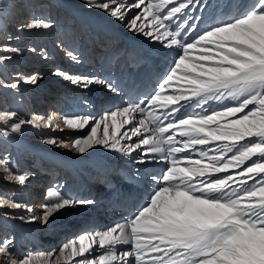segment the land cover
<instances>
[{
    "label": "snow or ice",
    "instance_id": "obj_1",
    "mask_svg": "<svg viewBox=\"0 0 264 264\" xmlns=\"http://www.w3.org/2000/svg\"><path fill=\"white\" fill-rule=\"evenodd\" d=\"M84 2L171 50L173 60L156 90L138 103L99 117L88 112L60 117L68 129L87 130L68 142L80 154L100 146L137 164L162 165L150 177L152 191L131 216L63 244L64 264H264V0H250L242 11L203 30L197 23L202 16H193V9L205 11L204 0ZM51 27L50 20L33 18L19 30ZM4 52L20 49L5 46L0 63L9 59ZM67 55L80 62L72 51ZM53 74L83 90L99 86L119 92L112 80L98 75L59 68ZM39 78L36 73L25 82ZM18 83L0 81V87L15 90ZM26 124L60 129L53 116L26 120L15 111H0V136L21 133ZM63 142L56 136L44 139L53 146ZM0 165L2 179L26 185L28 175L14 172L7 157ZM48 193L52 200L42 206L41 216L19 218L46 225L61 210L95 203L66 197L58 187ZM5 205L34 211L0 197V208ZM14 247L13 238H0V253L10 264H33L32 253L20 258Z\"/></svg>",
    "mask_w": 264,
    "mask_h": 264
},
{
    "label": "bare ground",
    "instance_id": "obj_2",
    "mask_svg": "<svg viewBox=\"0 0 264 264\" xmlns=\"http://www.w3.org/2000/svg\"><path fill=\"white\" fill-rule=\"evenodd\" d=\"M55 2L57 4L54 5V8H52L49 6L50 3L43 2L42 0H0V25L3 22L4 28L6 29L4 34L7 35L4 40L0 39L3 41V43L0 44V50L3 51L5 46L8 47V44L6 43H12L13 41H18V43L16 46L12 47L20 49L19 54L6 52L7 56L10 55L12 57L3 63H0V81L7 83L15 82L16 80L11 81L8 79L10 76L13 78L21 77V79L24 80L22 78L24 75H21L20 72L22 70L24 72L31 71V75L39 73L40 78L37 80V83L33 84V86L36 87L40 85L41 81H45L46 78L48 83H55V81H57L58 76L52 73H49L48 77L46 75H44L45 77H42V74H44V72L47 70V66L40 67V64H38L39 67L36 64L32 66V63H42L41 60L43 59V63L55 61L54 57L56 56L48 57L46 54V49H48L49 52H52V49H55V51H57L55 53L59 55L60 51L63 49L62 47H64L63 41L64 37L66 40V35L57 34L56 36L55 33L54 37H51L50 39L46 37V43L42 45V48L44 49L41 52L40 48H36V44L38 42V37L36 34L38 32H43L44 34V32L47 30H19V26L23 23H27L30 19L43 18L42 15H35V12L37 11L36 9L40 7L38 5L44 3L46 5H41V7L50 8L53 14L57 13V15H60L61 13H65L67 16L75 14L74 17H77L78 19L71 21V23H75L74 27L76 26L79 29H87H85L84 33L82 34L83 38L80 50L82 51L81 56H83V58L84 56L89 57L87 60L90 63L84 65L85 70H82L79 74L98 75L108 78L116 84L119 92L114 94L99 86H93L88 90H83L79 87L77 93L75 94L72 93L73 91H70V93L63 91L65 95V99L64 97L62 98L65 101L63 102L64 105L62 104L60 106V103L54 99V103L47 101L48 104H50L49 116H53V125L59 124L60 129H57L54 132L50 129L46 131L48 128H34L31 125L26 124L23 126V133H25L27 137H31V140H33L29 144H26L23 141L24 139L19 133H10L7 138L0 136V158L7 157L9 162L15 160L12 159V155L14 156V151L9 143L13 140L18 145V157L21 158L22 162H25L27 165H35L33 168L26 165H20L17 167L15 164L9 166L14 172L20 174L26 173L28 175L26 185L23 187L18 186L15 181L8 182L2 179V177L6 174L4 173L3 165H0V197L9 198V194H11V199L20 202L21 194L26 195L28 192L31 193L37 200L36 205H39L40 207L38 211H33V216L37 217L41 216L44 211L42 206L52 200L51 195L48 193L49 188L58 187L59 191L64 196L69 198L92 199L95 201V203L91 205L71 207L54 214V216L49 220L48 224H46V228L48 229L47 233L42 232L43 229L41 228H44L45 224H42L41 220L39 219L35 221H30L28 219L23 222L17 221L21 219L19 217H25L24 212L26 211H22V209H11L7 205H5L3 208H0V218H4L0 220V238L11 236V238L15 240L16 244L20 242V239H23L25 243L23 244L22 249L25 251L17 250L15 253L13 251L12 252L20 258H23L28 253H32L33 264H64L63 259L60 257V248L63 246V244L71 240L65 243H54L52 246L48 244L50 242H55V236H57L59 231L65 232V230L68 229V226L71 225H76V227H78L77 222L82 221V219L85 218L86 211H88L91 207L93 215H97L102 219V221L99 222L101 225H106L107 223L109 226H111L117 222H123L125 219L131 216L130 214L136 211V209L145 201V198L152 191L153 184L150 179L151 175L153 173H158L162 167L160 164H137L134 158H126L121 156L119 153L107 151L100 146L89 149V151L84 154L78 153L75 149L71 148L70 144L68 143L74 138V130L64 127L61 119L57 120L60 112L62 115L88 112L99 117L109 109L119 108L130 102L138 103L141 99H143L142 95H150L154 92V90H156L158 84L160 83L162 73L166 72V69L169 68L170 63L173 60L171 50L161 47L159 43L151 42L142 35L133 34L132 32L128 31L126 27L119 23H116L112 26L111 32H113L115 36L119 38L118 45L122 46L109 47L106 40L108 37L100 36L97 32L94 34L97 35L96 40H98L97 42H99V46L105 49L103 54L98 53V55H94L93 47L90 44L91 41L88 37L89 35L92 36L89 34V31H91L90 29H96L97 31H100V33L104 34L106 30V28L102 27V25L94 24V22L91 20L92 18L97 19L95 14L98 9L87 6L84 0H55ZM204 3L207 5L205 11L200 12L193 9V16H202V21L197 22L199 23L201 30L206 28L211 23L226 18L228 15H232V11L235 9L236 13L238 11H242L243 8L248 3H250V0H204ZM60 5L63 6V9H61ZM29 12H32L31 16ZM91 14L94 15L92 18H89L88 16ZM52 19L57 20L58 18L55 15V18L52 17ZM48 20L51 21L52 27L57 26L58 23L56 21H52L51 19ZM67 22L68 23L66 26L68 27L69 21L67 20ZM77 22L80 23V25ZM177 23H180V21H177ZM50 30H48L49 33ZM11 31L14 33H10ZM67 35L71 34L68 32ZM55 36L57 39H55ZM86 37H88L87 43ZM77 39L78 37H76V40ZM30 41L32 42L33 46H28V50H26L27 48H23V46H26V44L30 43ZM49 42H51V45ZM33 48L37 49V51H31ZM59 48H61L60 51ZM89 55H92V57L90 58ZM138 63H141V65L138 66ZM10 67L12 69L14 67L18 70V72L16 74L11 73L8 76L6 71L8 73L10 71ZM5 77L7 80H5ZM22 85L23 84L18 83L19 87ZM10 90L12 89L0 87V93H4L10 102L9 104L4 103L5 101H2V94H0V111H15L20 118L26 120H28V118L31 119L33 115H42L47 117L46 113H44V110H42L40 107H33V103L31 107L32 111L30 110V113L28 114L16 111V108L18 109L19 107L17 104L18 99L11 92H9ZM42 90H44L43 87L40 89V91ZM49 90L55 91L54 89ZM59 92L55 91V93ZM18 93L20 94L21 92ZM31 93L32 92H30L29 95H33ZM46 93V91L42 92V94ZM97 95H100L101 97L103 96V100H101L102 103H99L98 100H96ZM128 98H130L129 101H127ZM113 100H115L114 105L107 106L110 105ZM84 104H89L91 109H82ZM210 104L213 108L219 106L215 102H210ZM97 105H102L103 108V111L99 114L94 112V108L98 107ZM23 108L24 105H22V109ZM28 115H30V117H28ZM137 118H139V116ZM66 131L69 133L64 134ZM86 131L87 130L80 131L79 133L85 134ZM49 136H56L60 140H62V137H66L63 143L57 145L58 148L56 154L43 152L40 148H31L37 145L53 146L44 143V139ZM43 149L45 150L47 148ZM49 150L47 149V151ZM36 154H40V156H37ZM135 155L136 154L133 153V157H135ZM30 156L31 158L28 159ZM43 160L60 161L64 165L55 168L60 171V178H57L55 185L52 184L51 176L49 178L44 177L46 172L51 175L52 173L51 169L46 167V163ZM54 174L55 173H53V175ZM92 190H94V192H92ZM38 191L41 192V194ZM115 200H118L119 202L115 204ZM34 205L35 204H32L31 207L33 208ZM5 213H8V215H5ZM9 227H12L13 230L10 231ZM77 229V235H75L73 239H76L80 234L101 231L97 228H95L93 231H90L87 226H83L81 228L78 227ZM36 233L40 236H43L44 234L48 236V239H46V244L43 246L39 245V248L35 245L38 244V241L44 242L43 240L45 238L41 237L43 240H41L40 237L38 240L34 239ZM7 234H9V236ZM16 244L12 249H16ZM118 247L127 248L128 246L124 245ZM40 252H51L52 255L44 257L36 255ZM0 264H10V262L3 258L0 260Z\"/></svg>",
    "mask_w": 264,
    "mask_h": 264
},
{
    "label": "rangeland",
    "instance_id": "obj_3",
    "mask_svg": "<svg viewBox=\"0 0 264 264\" xmlns=\"http://www.w3.org/2000/svg\"><path fill=\"white\" fill-rule=\"evenodd\" d=\"M43 2H48V3H50L49 4V6L50 7H52V8H54V5H56L57 3L55 2V0H42ZM41 5L43 6V5H46V4H44V3H41ZM41 5H38V6H40L39 8H37L36 10V12H35V15H42V17H43V19L45 18V19H51L52 21H56L58 24H57V26L56 27H51L50 29H48V30H50V33H49V31L47 30L46 32H44V34H43V32H38L37 34H36V36L38 37V42H37V44H36V48L38 49V48H40V51L42 52L43 51V49L44 48H42V45H44V43H46V37L48 38V39H50L51 37H54V35H55V33H56V36H57V34L59 35V34H61V35H63V34H65L66 35V40H65V37H64V41H63V44H64V47H62L63 49V51L61 50L60 51V49L61 48H59V51H60V54L58 55V54H56L55 52H57V51H55V49H52V52H49L48 51V49H46V54H47V56L48 57H53V56H56V57H54L55 58V61H50L49 63H47V62H44L43 63V60H41L42 61V63H32V66H34V64H36L38 67H39V65L38 64H40V67H45V66H47V70L44 72V74H42L43 76L42 77H45L44 75H46L47 77H48V75H49V73H54V71L57 69V68H59V69H62V70H64V71H66V72H70V73H74V74H79V73H81V71L82 70H85V67H84V65H87V64H89L90 62L87 60L89 57H87V56H84V58H83V56H81V54H82V51L80 50V48H81V42H82V34L84 33V30L86 29V28H84V29H79L78 27H74V24L75 23H71V21L72 20H76V19H78L77 17H74L75 16V14L74 15H70V16H67V14H58L57 15V13H55V14H53L52 13V11H51V9L50 8H47V7H41ZM61 6V5H60ZM44 8V9H43ZM61 9H63V6H61ZM236 10V9H235ZM232 11L233 12V14L232 15H234L235 13H236V11ZM47 11V12H46ZM99 11V12H98ZM98 11H96V14H95V10H94V14L97 16V19H93L92 18V16L94 15H90V16H88L89 18H92L91 20L94 22V24H98V25H102V27H104V28H106V30H105V32H104V34L103 33H100V31H97L96 29L94 30V29H90L91 31H89L90 33L89 34H91L92 36H88L89 37V40L91 41V45H92V47H93V54L94 55H98V53L99 54H103L104 53V49L105 48H101L99 45V42H97L98 40H96V37H97V35H94L95 33H97L98 32V35H100V36H105V37H108L106 40H107V43H108V46L109 47H115V46H119L118 44H119V38L118 37H116L115 36V34L113 33V32H111V28H112V26L114 25V24H116L117 22H115L114 20H112L109 16H107V14L105 13V12H103V11H101V10H98ZM42 12H44V13H42ZM63 12V11H62ZM30 13V16H31V13L32 12H29ZM55 15L57 16V20H55V19H52V17H54L55 18ZM28 17V16H27ZM35 17V16H34ZM74 19H73V18ZM67 20L69 21V24H68V27L66 26V24L68 23L67 22ZM97 20V21H96ZM60 21V22H59ZM78 23V22H77ZM79 25H80V23H78ZM62 25V26H61ZM54 28V29H53ZM53 29V30H52ZM6 29L4 28V30H2L1 32H0V39L1 40H4L5 39V37L7 36L6 34H4L6 31H5ZM83 30V31H82ZM87 30V29H86ZM68 32H69V34H71V35H67L68 34ZM79 32V33H78ZM10 33H14L13 31H11ZM93 33V34H92ZM73 34V35H72ZM81 34V35H80ZM78 35V36H77ZM94 35V36H93ZM108 35V36H107ZM111 35V36H110ZM112 35H114V36H112ZM56 36H55V39H57L56 38ZM76 37H78V42H77V40H76ZM80 37V38H79ZM88 37H86V43H87V40H88ZM95 37V38H94ZM73 38V39H72ZM111 38V39H110ZM43 39V40H42ZM45 39V40H44ZM47 39V40H48ZM0 40V44L1 43H3V41H1ZM94 40V41H93ZM36 41H37V39H36ZM41 41H43V42H41ZM72 41V42H71ZM74 41V42H73ZM103 41H104V39H103ZM76 42V43H75ZM85 42V41H84ZM18 43V41H13L12 43L10 42V43H6V44H8V47H12V46H16V44ZM50 43V45H51V42H49ZM5 44V43H4ZM85 44V43H84ZM32 45V42L30 41V43H28V44H26V46H23V48H27L26 50H28V46H31ZM33 46V45H32ZM122 45H120L119 47H121ZM36 49V50H37ZM0 51H2V50H0ZM68 51H72L73 53H74V56L76 57V58H78L79 59V63H77V62H75V59L74 58H72V57H69L68 55H67V53H68ZM89 51V50H88ZM7 53H9V52H7ZM6 52H4V54L6 55L7 54ZM50 55V56H49ZM7 56V55H6ZM90 56V58L92 57V55H89ZM8 57L9 58H11L12 56H10V55H8ZM87 62V63H86ZM9 65V64H8ZM139 65H141V63H138V66ZM9 72L7 73V71H6V74H8V76L11 74V73H13V74H16L17 72H18V70L17 69H15L14 67H13V69L10 67L9 68ZM168 69H166V71H167ZM21 72V75H24L22 78L24 79V80H22L21 79V77L20 78H13V77H11L10 76V78H8L9 80H11V81H13V80H18L19 81V83H21V84H23L22 86H18V88L17 89H15V90H10L9 92H11L17 99H18V101H17V104H18V109L16 108V111H20V112H22V113H25V114H28V113H30V109H31V107H32V105L34 104V106L35 107H40V108H42V110H44V113H46V115L49 113V108H50V105H48V100L47 99H44L43 98V94H42V92L43 91H46V92H51L52 93V97H54V98H52V97H50V98H52V100H50V103L52 102V103H54L53 102V99L55 100V101H58L59 103H60V106L63 104L64 105V103L63 102H65L62 98L64 97V99H65V95H64V92L63 91H65V92H69L70 93V91H73L72 93H77V91H78V88L79 87H77V86H74V85H72L69 81H67V80H65V79H63L62 77H58L57 78V81H55V83L53 82V83H48V81H47V78L45 79V81L43 80V82L41 81L40 82V85H38V87H36V86H33V84H31V83H26V82H22V81H25V78L26 77H29V76H31V71H20ZM162 72H163V70H162ZM30 74V75H29ZM164 75V73H162V76ZM5 76V75H4ZM7 76V75H6ZM20 79V80H19ZM49 79V78H48ZM5 80H7L6 79V77H5ZM21 81V82H20ZM37 83V82H36ZM39 83V82H38ZM25 84H26V87H25ZM52 84V85H51ZM33 86V87H32ZM40 86V87H39ZM44 88V90H42V91H40V89L41 88ZM49 89H54L56 92H59V93H55V91H50ZM67 90V91H66ZM13 91V92H12ZM18 92H21L20 94L18 93ZM30 92H32L31 94H33V95H29V93ZM36 92V93H35ZM0 94H2V101L4 100L5 102L4 103H10L9 101H8V99H7V97L5 96V94L4 93H0ZM36 94V95H35ZM58 94V95H57ZM1 96V95H0ZM33 96H35V97H37L38 99H40L41 101H40V106H38L36 103H35V101L33 100ZM1 98V97H0ZM10 98H12V97H10ZM25 98V99H24ZM24 99V100H23ZM100 99V100H99ZM21 100V101H20ZM96 100H98V102L99 103H102V101L101 100H103V96L101 97L100 95H97L96 96ZM114 101L115 100H113L111 103H110V105H107V106H111V105H114ZM28 102V103H27ZM58 102H55V103H58ZM33 103V104H32ZM22 105H24V108L22 109ZM66 105H68V104H66ZM69 106V105H68ZM98 107H96V108H94V112L96 113V114H99V113H101L102 111H103V108H102V105H97ZM7 107H10V106H7ZM82 109H84V110H90L91 108H90V106H89V104H84L83 106H82ZM73 114H76V113H73ZM61 115H62V113L60 112V114L58 115L59 117H61ZM68 115V114H67ZM28 117H30V115H28ZM28 120H30L29 118H28ZM57 120H59V118L57 117ZM0 127H2V126H0ZM49 129H47L46 131H48ZM80 131L79 130H74V133L75 134H73L74 135V137H76V136H81V135H84V133H79ZM30 133V132H29ZM67 133H69L68 131H66L64 134H67ZM77 133V134H76ZM21 136H22V138L24 139L23 141L26 143V144H29L30 142H32L33 140H31V137H27V135L25 134V133H23V131L21 132V133H19ZM66 139V137L64 136V137H62V141H64ZM29 147H31L30 145H28ZM31 148H40L43 152H46V153H54V154H56L57 153V145L56 146H42V145H37V146H34V147H31ZM43 148H47L48 150L49 149H51V150H49V151H51V152H49V151H47V149H43ZM63 150V149H62ZM37 156H40V154H36ZM29 158H31V156L30 157H28V159ZM24 164H25V162H24ZM27 166H30L31 168H33L35 165H33V164H29V165H27ZM46 167H48L49 168V164H47L46 163ZM56 167H59V166H56ZM55 167V168H56ZM53 173H55L54 175H53V177L51 178V180H52V184L53 185H55L56 184V180H57V178H60V175H56L57 173L54 171ZM2 175H4V174H2ZM55 181V182H54ZM1 186H4V185H1ZM85 186H86V184H85ZM23 187V186H22ZM10 189H12V188H10ZM39 192V191H38ZM37 192V193H38ZM92 192H94V190H92ZM101 192V191H100ZM100 192H98V193H100ZM36 193V194H37ZM40 194H41V192H39ZM9 198H11V194H9ZM38 211V210H37ZM34 212H35V210H34ZM112 213H114V212H112ZM133 213H131L130 215H132ZM97 215H93V211H92V207L88 210V211H86V214H85V218H83L82 219V221H78L77 222V226L79 227V228H81V227H83V226H87V228L88 229H90V231H93L95 228H97L98 230H102V229H105V228H107V227H109V224H107L106 223V225H101L99 222H101L102 221V219L99 217V216H97ZM119 218V217H118ZM2 219H4V218H0V220H2ZM93 221V222H92ZM123 221V220H122ZM78 227H76V225H71V226H68V229H66L65 230V232H60L59 231V233L57 234V236H55V238H56V240H55V242H50L48 245H50V246H52L54 243H65V242H67V241H69V240H72L74 237H75V235H77V228ZM41 229H43L42 230V232H44V233H47V231H48V229L46 228V225H44V228H41ZM75 232V233H74ZM8 236H9V234H7ZM32 236V235H31ZM42 237V238H45L44 240L41 238V240H43L44 242H39L38 241V244H36L35 246L37 247L38 246V248H39V245H41V246H43L44 244H46V239H48V236H46V234H44L43 236H40L39 234H35V237H34V239H36V240H38V239H40V238ZM10 238H11V236H10ZM23 241V239H20V242L18 243V244H16V249H12V251L15 253L17 250H21V251H25L24 249H22V247H23V244L25 243L24 241ZM1 255H0V260L1 259H3L4 257H3V253H0ZM21 254H24V253H21Z\"/></svg>",
    "mask_w": 264,
    "mask_h": 264
}]
</instances>
